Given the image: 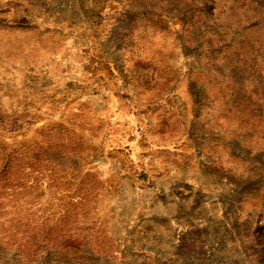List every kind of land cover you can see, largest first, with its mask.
<instances>
[{
  "label": "rangeland",
  "instance_id": "obj_1",
  "mask_svg": "<svg viewBox=\"0 0 264 264\" xmlns=\"http://www.w3.org/2000/svg\"><path fill=\"white\" fill-rule=\"evenodd\" d=\"M0 264H264V0H0Z\"/></svg>",
  "mask_w": 264,
  "mask_h": 264
}]
</instances>
